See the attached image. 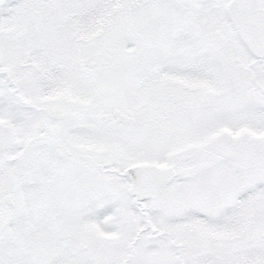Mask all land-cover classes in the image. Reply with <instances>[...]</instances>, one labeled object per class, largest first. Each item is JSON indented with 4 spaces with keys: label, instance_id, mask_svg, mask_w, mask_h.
I'll return each mask as SVG.
<instances>
[{
    "label": "snow or ice",
    "instance_id": "obj_1",
    "mask_svg": "<svg viewBox=\"0 0 264 264\" xmlns=\"http://www.w3.org/2000/svg\"><path fill=\"white\" fill-rule=\"evenodd\" d=\"M0 264H264V0H0Z\"/></svg>",
    "mask_w": 264,
    "mask_h": 264
}]
</instances>
